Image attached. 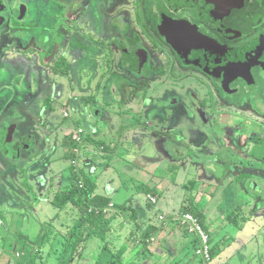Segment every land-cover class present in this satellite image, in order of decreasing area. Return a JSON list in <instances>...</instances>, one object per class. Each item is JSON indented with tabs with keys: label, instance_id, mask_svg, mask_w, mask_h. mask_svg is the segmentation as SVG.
<instances>
[{
	"label": "flooded vegetation",
	"instance_id": "flooded-vegetation-1",
	"mask_svg": "<svg viewBox=\"0 0 264 264\" xmlns=\"http://www.w3.org/2000/svg\"><path fill=\"white\" fill-rule=\"evenodd\" d=\"M5 2L8 5L0 0V59L33 57L34 67L27 75L36 77L37 85L44 81L53 84V96L49 92L42 98L53 107L51 114L56 115L53 126L54 121L45 119L44 113L35 115L37 103L27 98L22 104H14L15 98H10L0 106V162L7 170H20L22 179L12 188L18 189L17 194L23 192L20 183L36 180L42 165L49 169L37 180L36 190L47 189L53 207L58 190L73 184L83 186L80 159L88 135L80 120L78 124L71 119L67 107L72 102L80 105L75 112L79 117L88 116L89 122L102 131L105 125L100 121L101 112L121 113L120 108L128 110L124 113L130 118L151 113L149 121L139 122L138 126L146 132L150 127L160 128L164 144H170L166 149L174 156H183L180 167L198 170L199 178L207 176L211 185L206 183L204 189L213 194L217 187L237 186L241 194L238 204L249 209L251 218L256 214L264 217V0ZM72 42L85 48L73 47ZM74 61L79 63L76 71L72 70ZM63 91L65 107L58 118L54 109L61 104ZM161 108H166L168 115ZM196 115L206 117L210 126L208 136L205 133L198 145L186 141L178 127L171 126L167 130L172 134H163L162 123L196 121ZM158 118L161 124L156 126ZM66 121L77 124L69 130L67 142L72 148L66 167L70 181L58 188L54 187L57 175L49 161L52 146L42 141L54 132H65ZM186 126L196 129L195 123ZM126 127L120 134H126ZM75 132L78 139L73 138ZM96 141L100 142V152L109 149L106 141ZM185 154H192L193 159L185 158ZM211 158L214 161L209 164ZM108 162L106 166L111 168L114 163L108 166ZM135 169L133 164L129 167L133 174ZM217 171L225 172L218 175ZM229 176L230 183L225 181ZM39 197L43 201L48 198ZM5 205H0V212L9 225L0 217V253L11 244L13 212L23 208L22 215L29 210ZM54 209L56 219L62 210ZM43 229L53 231L47 225ZM67 231L56 233L64 236ZM20 237V242L26 241L23 245L33 249L29 240ZM19 257L6 254L3 260L5 264H18Z\"/></svg>",
	"mask_w": 264,
	"mask_h": 264
},
{
	"label": "rangeland",
	"instance_id": "rangeland-1",
	"mask_svg": "<svg viewBox=\"0 0 264 264\" xmlns=\"http://www.w3.org/2000/svg\"><path fill=\"white\" fill-rule=\"evenodd\" d=\"M4 4H6L5 0H1ZM8 5V3L6 4ZM1 19V18H0ZM3 24V23H2ZM71 45L73 47H78V48H85L84 44H80L77 42H72ZM90 56V55H89ZM15 59V60H12ZM82 59V58H80ZM34 58L30 57L29 59L27 58H22L19 57V59L16 58H3L0 59V106L1 105H5L6 103H8L10 98H15V100L13 101L14 104H22L25 103L24 100L27 98L29 99L30 102H34L35 104L37 103V108L35 110V115H37V112L39 114L44 113L47 117H49V120L51 122L54 121V118L56 117L55 114H51V112L53 111V107L49 106L48 102H46V104L44 103V100L42 97H46V95L49 92H52L51 97L53 96L54 93V86L52 84V86L49 85L50 82H42V84L37 85L38 84V79L36 77L33 78L32 74H28L27 75V71L30 68L34 67ZM76 67H79V63H77L76 61H74V67H72V70L76 71ZM31 77V78H30ZM30 78V79H29ZM29 79V80H28ZM66 93V92H65ZM58 94V93H57ZM67 94V93H66ZM22 96V97H20ZM29 96V97H28ZM62 96V102L59 106H57L54 110L56 111V114L58 115V118L61 117L62 115V107H65L64 104V91L61 94ZM24 97V98H23ZM26 99V101H27ZM72 105H70L69 107H67V109L70 112L71 115V119L72 120H76V117H79L72 109H74L75 105L74 103L71 102ZM92 108V107H91ZM161 112L163 114L168 115V110L166 108H161ZM151 117V113L149 116H144V117H139L136 115H133L131 118H133V120L130 121V124L128 125L129 127H135L138 126L139 122H143L146 123L147 121H149V118ZM80 119V123L81 125L85 126V124H88V116H84V117H79ZM142 120V121H140ZM194 120L196 121H192V120H187V119H182V120H176L174 122L172 121H167V123H162L159 121L158 118V123H156L155 121V125L156 124H161L160 127H162V132L163 134H166L168 132V128H170L171 126L178 127L180 129L179 134L183 137H185L186 141H188L189 143H194L196 145H198L200 143V141H204L205 138V133L208 136V129H210L209 126V122L206 121V117L204 118H198V116L196 115V117L194 118ZM193 124L195 123L196 125V129L195 131H193L190 127L186 126V124ZM55 123V121L53 122ZM177 124V126H175ZM157 126V125H156ZM98 127V126H97ZM100 133L105 132L104 130L102 131V129L100 127H98ZM23 130V129H22ZM156 131V132H155ZM161 129L160 128H152L151 130H147V132H150L152 134V137L154 139L153 143H151V146L159 144V145H163L164 144V139L161 136L160 133ZM111 136L114 137H119L117 134H114V130H110L109 131ZM169 134H172L171 131L168 132ZM202 135V137L199 138V135ZM109 136V134H108ZM109 136V137H111ZM138 137V135H136ZM125 138H127V135L125 136ZM102 139L104 141H106V138L103 136ZM138 139H136L137 141ZM60 141V136L59 135H54L46 140L42 141L43 145H48V143L52 146L51 149L52 151H55V149L57 148V152L55 153V155L52 157V160H54L53 163V168L55 170H57L58 174H61L62 172L66 171V167L69 165V161L70 158H72V153L67 154V159L69 160H64L61 159L62 156L66 157V153L64 152V150H62L59 146H58V142ZM130 141V140H129ZM169 143L168 144H164L165 147H163V152L167 153L171 156H173V154H171L166 148H169ZM133 143L132 141L130 142H124L123 146L120 145L119 149L124 150L125 153H120L121 155H125V162L123 163V165L121 163H115L111 166V172L112 176H110L111 178H114L113 174L116 173V177H118L116 179V181L120 184V188L118 189L117 193H112V191L110 190H106L107 192L111 193V198L115 203V207L109 209L111 214H116V218L113 220L115 221L117 224L113 225L115 228H119L116 231L119 230H123L121 229V227L125 224L126 222L124 221L126 219V212H124L123 210H121V206L125 205L127 203V201H133V199H137L136 203H140L141 205H145L146 203L148 204V202L146 201V198H144V193L142 192L143 187H144V181L141 180V178L137 175V179L134 177L135 173L133 174V172H131L129 170V167L133 165H135V168H139L142 167L143 162L142 160L139 159L138 156H135L133 154H129L130 150L133 149ZM138 147H144L145 145L143 144V142L141 141L139 143ZM127 149V150H126ZM139 151H141L139 149ZM144 151V150H143ZM201 155H203L201 153ZM192 158L193 159V155H189V154H185V158ZM189 158V159H190ZM224 158H221V160H223ZM214 161V158L209 159L207 162L209 164H212V162ZM3 162H0V167H1V171H0V205L3 203H6V205L8 207H18V206H25L26 208H28L29 210L27 211V213H24L21 215V211L23 210V208H21L20 210H16V212H13L12 217H13V222L15 227L12 226V228L10 229V238H11V244L7 245L6 248L4 249V253H0V264H5L4 260L5 259V255L7 254L8 257L13 258V256L15 254H20V264H25V261L29 259L28 257V253L30 252H34L35 249H37V243L36 241L38 240V236L40 234V232L42 231V233L40 235H42L45 232L44 226L47 225V227H49V229L53 230L55 233L56 231H60L61 233H65L68 229L69 226L74 225V223L76 222V220L79 217L78 211L75 208L74 205L69 204L67 205L61 213L58 214L57 218L55 219V211L53 209V207L50 205H48V203L46 201H43L44 199H42V197H39L40 195L45 196L46 194H44L45 192H47V189H41L40 190H36V185H37V180H41V177L45 176V171L47 169H49V166L47 165H42L39 168H37V171L39 169V172L36 173V180L30 179L28 181V183H30L31 181L34 182V185L31 187L28 185V183H26L25 181L23 183H20L23 186V191L21 196L19 194H17L16 191H18V189L16 191H14L12 188L16 186V182H18L20 179H22V174L20 173V170L15 168L13 170H7L3 165ZM127 167H125V166ZM145 165V164H144ZM224 170V169H223ZM225 171H217V174L220 175V173H223ZM102 173V172H101ZM216 173L215 171L212 172ZM103 175V173L101 174ZM109 177V176H107ZM201 177V175H200ZM109 178V180L111 179ZM196 178H188V182L192 181V183H197L195 181ZM26 183V184H25ZM210 183V181H209ZM213 183V181H212ZM25 185H27L28 187L25 188ZM211 185V183H210ZM20 188V187H18ZM139 188V189H138ZM236 188V189H235ZM198 189V188H197ZM225 190H227L230 193L229 196V200H232V198L234 197V195L232 194L231 191H236L238 192L239 189L237 186L231 185L230 188L225 187ZM221 192V189L218 190V193ZM137 194H139V196H137ZM196 194V192H195ZM227 194V193H226ZM223 202H226V196L222 195L219 197ZM148 200V199H147ZM216 202H218L217 199H215ZM214 200V201H215ZM243 202V200H241ZM212 207H214L216 209V205L214 203H212ZM5 205V206H6ZM39 205V206H38ZM4 206V207H5ZM200 207H203V203L200 204ZM1 211V210H0ZM217 212V211H214ZM236 217L238 218L237 226H226L224 225L225 229L224 232H220L219 233V239H222V242L224 243V247H227L228 244L232 245V240L235 238H238L239 241L242 243V241L245 243V245L241 246L240 248H243L240 252L241 256L240 257V262L236 259L233 258L229 264H261L259 262V259H257L256 257V251H254L255 247L256 250H258V258L262 257L264 255V226H263V222H264V217L262 218V216H258L257 214L255 216H252V218L249 216V209L247 207H245L244 205H241V203L239 204V206H236ZM0 217L2 220H4L6 225L8 224V221L6 220V218L4 217V215L2 214V212H0ZM163 217V216H162ZM212 219V215H208V220ZM128 220V219H126ZM212 221V220H211ZM214 221V220H213ZM121 222V225L120 223ZM216 222V221H214ZM45 224V225H43ZM42 228V229H41ZM56 233V240L55 242H53V246L50 248L49 245H46L42 248V254H41V259H37L35 260V264H66V259L65 257L61 255V252L63 250L62 246H63V242L65 241V236L63 237V235H60ZM228 234V236H227ZM244 234V235H243ZM20 236L23 237V240H29V243H31L34 247V250H32V247L28 244L23 245L22 242H20ZM227 236V237H226ZM5 238V236H4ZM64 238V239H63ZM6 239V238H5ZM109 239L110 236H106L105 242L103 243L101 241V239L95 237V236H90L87 240H85L83 242V245H80L77 247V250L73 253V257L71 259V262L69 264H96L99 256H101L102 254V248L103 246H106L107 249L105 248V252L102 254V256L104 257V255H109V252H116L115 249H118V245H120L121 243L125 242L126 245H128L129 247H133L135 246V242L133 240H131V238L126 237L125 240L123 241H119L118 245L114 244V243H109ZM217 239V241L219 240ZM250 240H252V242L250 244H247ZM17 242V243H16ZM1 243V242H0ZM16 243V245L14 244ZM20 243V244H18ZM28 245V247H27ZM24 246V247H23ZM8 248V249H7ZM114 248V249H113ZM259 249L261 251H259ZM31 250V251H30ZM115 250V251H114ZM130 251V252H129ZM127 251L128 254L125 255L124 259H123V263L124 264H129V259L128 256H138V252L134 251V250H129ZM17 252V253H16ZM187 252L188 255L187 257L190 259V261L197 262V259H199L200 257L194 253L191 249H189ZM261 254V255H259ZM140 255V254H139ZM218 255L214 256L211 260L212 263L216 264L219 263L218 260L216 259ZM222 257V256H221ZM245 257V258H244ZM67 258V257H66ZM62 260V263H60L59 261ZM140 260V257L136 259V262ZM151 260V259H150ZM177 260V259H176ZM152 261L154 262V264H161L162 262H167L166 261V257L163 256H156L154 255L152 257ZM11 262V261H10ZM27 262V261H26ZM161 262V263H160ZM172 262V261H171ZM204 262V261H203ZM16 264L14 261H12L9 264ZM18 263V264H19ZM134 264V263H132ZM198 264V263H196ZM203 264H206V262H204Z\"/></svg>",
	"mask_w": 264,
	"mask_h": 264
},
{
	"label": "crops",
	"instance_id": "crops-1",
	"mask_svg": "<svg viewBox=\"0 0 264 264\" xmlns=\"http://www.w3.org/2000/svg\"><path fill=\"white\" fill-rule=\"evenodd\" d=\"M74 107L75 108L72 110L75 112L79 110L80 105H75ZM118 110L121 113L106 112V114H103V112H101L99 114L101 116L100 121H102V124L105 125V132L103 133H100L98 131V127L96 129V127L93 126L89 120L88 124H85L84 127L88 138L85 140V145L82 147L80 165L83 170H81V173L84 174V176H87L90 182H94V195L108 198L110 199V202L114 203L111 198V193L107 192L106 190H110L112 193H117L118 189L120 188V182L118 183L116 181L118 178L116 177V173L113 174L114 178L110 177L112 176V173L110 174L111 169L108 168L106 164L109 161V166V163L112 161V164L121 163L123 165L126 157L120 153H125V151H121L119 146H123L124 142L128 143L132 141L133 149L130 150L129 154L138 156L143 162L142 167L135 169L134 177L137 179L138 175L141 180L145 182L142 192L144 193V198H146L148 204L146 203L143 206L140 203H136L137 199L136 202L135 199H133V201H127L125 205L128 208V211L126 212V219L128 220H124L126 224L125 226L123 225L121 227L123 230L119 231H116L119 228H115L113 226L117 224L115 221H113L109 232L106 235L110 236L109 243L111 242L118 245V242L125 240L126 237H135L136 243H134L135 246L132 248H128V245L125 244L126 241L117 247L119 252L125 251L127 249V251L134 250L140 254H138V256H128L130 262L129 264H154L152 261V257L154 255L166 257L167 262H160L161 264H196V262L193 263V261H190V259L187 257L189 253L187 251L189 249L195 252V240L185 232L180 224H178L179 215L185 210L192 208L203 216L202 225L205 232L210 237L211 249L213 247L217 248V254H215V256L218 255L216 259L219 263L216 262V264H229L233 258H236L240 262V252L242 249H244V247H240L242 245L244 246L245 243L243 241L241 243L238 238H235L232 240V245L228 244L227 247H224V243L222 242L223 238L219 239V233L221 231L224 232V225H238V218L236 217L235 212L236 206H239L238 199L241 196L240 192H236L234 190L231 191L234 197L232 200L228 201L230 193L225 190V187H217V190L214 194L209 192L210 190H207V187L204 189L206 186L205 184L209 183V181L206 179L208 178L207 176L199 178L200 172L198 170L191 171L189 167H180L179 165L182 164L183 156H171L167 153H164L162 151L163 147H165L164 145L160 147L159 144H156L149 147L151 143H153V137L146 132L144 127H129L128 125L132 119L126 116L124 113V111L128 110L122 111L120 108H118ZM45 119H48V117H45ZM79 120V117H76V122L78 124ZM76 122L66 121L65 124H63V126L67 127L65 132H54L55 134L53 133L49 137L45 138L46 140L54 135H59L60 141L58 142V146L64 150L66 157L67 154L72 152V148L70 146L68 147L67 144V142L70 143L69 130L77 124ZM51 124L53 126L55 125V123ZM151 124L152 123H149V125ZM123 127L127 128L125 135L120 134ZM148 129H151V127ZM110 130H114V134H117L119 137L111 136L109 132ZM108 134L111 137H109ZM126 135L127 138H125ZM136 135H138V137ZM103 136L106 138L107 142L104 144L109 145V149H105L104 151L100 152L98 147L100 142H97L96 139L101 141ZM24 139L28 141L27 138ZM136 139L138 140L136 141ZM141 141L145 145V148L138 147ZM48 145L50 144L48 143ZM47 149L50 150V148ZM139 149L141 151H139ZM56 152L57 148L55 151H52L51 149L49 159L51 170L57 175L53 179L55 182L54 187L63 188L67 186L70 178L66 171L58 174L57 170L52 167L54 163L52 157ZM66 157L62 156L61 159ZM101 172L103 175H101ZM193 177L196 178L195 180L197 181L195 182L197 183H192V181L188 182V178ZM109 178L111 179L109 180ZM73 180L74 182H78L77 178ZM225 181H229L230 183V176L229 180L226 179ZM40 183L43 185V182ZM230 187L231 185L228 186V188ZM219 189H221V192L218 193ZM46 193L47 194L45 197L48 198H45V201L49 206H52L51 195L48 194L49 191ZM149 195L155 197L157 202L151 203L148 201L147 197ZM222 195L226 196V202H223L219 198ZM137 196H139V194H137ZM215 199H217L218 202H216ZM201 203H203V207H200ZM212 203L217 206L216 209L212 207ZM210 214L212 215V221L208 220V215ZM162 216L164 217L163 221L160 220V217ZM119 223L121 225V222ZM139 238H144V242H140ZM217 239L219 240L217 241ZM251 242L252 240H250L247 244H250ZM256 248L257 247L254 249V251L257 253L256 257L259 259L261 264H264V259L262 257L258 258V250H256ZM214 250L216 251V249ZM259 251L261 250L259 249ZM127 254L128 252L125 255ZM139 257L140 260L136 262V259Z\"/></svg>",
	"mask_w": 264,
	"mask_h": 264
},
{
	"label": "trees",
	"instance_id": "trees-1",
	"mask_svg": "<svg viewBox=\"0 0 264 264\" xmlns=\"http://www.w3.org/2000/svg\"><path fill=\"white\" fill-rule=\"evenodd\" d=\"M80 181L83 184L82 187L73 184L70 185V187L66 190H58L53 200V205L57 209L63 210L67 205L72 204L75 206L79 214V217L74 225L70 226L67 233L64 235L65 241H67L63 242V250L61 255L62 257H65L67 262L66 264L71 262L73 253L77 250V247L83 245V242L90 236H95L101 239V241L104 243L111 224L116 218V214H111L109 211H106L110 204V199L94 195V183L90 182L87 177L81 176ZM126 208V205L121 206V210L124 212L128 211V208ZM184 212L192 213L200 221V223L203 224V216L199 212L195 211V209L190 208ZM190 236L195 240L194 248L196 249L199 246V241L196 239L195 235ZM38 237L39 238L36 241L37 243H35L37 244V249H35L34 252L32 251L28 253L29 259L26 260L27 262L25 261V264H35V260L41 259L42 248L46 245H49L51 248L54 244L53 242L56 240L54 231L44 232ZM131 240L136 243L135 237H131ZM25 242L26 241L23 243ZM140 242H144V238L140 239ZM105 248L107 249L106 246H103L102 254L105 252ZM214 249H216V251ZM32 250H34V248ZM126 253L127 249L121 252L116 249V252H109L108 256L104 255L103 257L101 254L96 264H124L123 259ZM210 253L211 257L213 258L215 254H217V248L213 247ZM59 262L62 263V260ZM196 263L203 264V258L200 257L197 259Z\"/></svg>",
	"mask_w": 264,
	"mask_h": 264
},
{
	"label": "built area",
	"instance_id": "built-area-1",
	"mask_svg": "<svg viewBox=\"0 0 264 264\" xmlns=\"http://www.w3.org/2000/svg\"><path fill=\"white\" fill-rule=\"evenodd\" d=\"M74 139H78V133L75 132L73 135ZM148 200L151 203H155L156 199L149 195ZM114 205L111 202L106 209V211H110L109 209L113 208ZM160 220L163 221L164 217H160ZM178 224L185 230L189 235H195L196 239L199 241V246L195 249V253L203 258V261L206 264H214L211 262V244L210 237L203 229L199 220L190 212H183L178 217Z\"/></svg>",
	"mask_w": 264,
	"mask_h": 264
},
{
	"label": "clouds",
	"instance_id": "clouds-1",
	"mask_svg": "<svg viewBox=\"0 0 264 264\" xmlns=\"http://www.w3.org/2000/svg\"><path fill=\"white\" fill-rule=\"evenodd\" d=\"M153 197V196H152ZM155 198V197H154ZM148 199V198H147ZM156 199V198H155ZM149 201V200H148ZM156 202V201H155Z\"/></svg>",
	"mask_w": 264,
	"mask_h": 264
}]
</instances>
